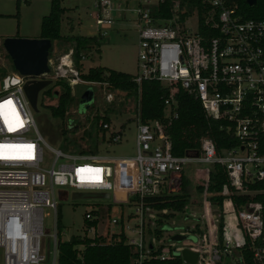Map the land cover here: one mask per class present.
I'll list each match as a JSON object with an SVG mask.
<instances>
[{
	"label": "built area",
	"instance_id": "2783aa9c",
	"mask_svg": "<svg viewBox=\"0 0 264 264\" xmlns=\"http://www.w3.org/2000/svg\"><path fill=\"white\" fill-rule=\"evenodd\" d=\"M206 11L199 15L173 2L169 17L153 14L158 0H137L132 9L115 5L112 0H97L95 23L100 35L113 25L112 12L134 13L137 34V73L133 80L155 79L169 89L165 99V118L143 122L136 114L135 147L132 157L115 159L89 151L67 152L52 149L50 169L40 167L42 137L32 119L30 102L24 90L28 80L45 78L65 80L72 94L83 82L74 66L73 49L48 58L49 71L41 77H28L16 71L6 73L0 80V249L3 264H57V232L53 234V261L41 254L43 235V208L57 212L58 202L54 188L71 187L78 190L112 191L135 206L134 213L138 239L121 227L126 243L135 254L132 264H144L151 259L166 260L181 257L185 248L197 253L194 264H221L232 249L248 248L256 264H264V205L248 200L235 205L233 195L264 193L252 189L264 181V18L247 17L239 0H199ZM248 4V3H247ZM195 22H192L191 19ZM89 82V81H85ZM104 85L106 82H89ZM174 85L195 96L207 117L221 120L232 132L237 143L217 151L215 142L204 137L197 150L182 155L172 153L167 126L177 117ZM108 102L113 93L104 95ZM74 125V124H73ZM71 125L68 128H72ZM109 132L108 140L122 139V126L111 130L110 122H98ZM34 130L36 136L30 137ZM30 146V147H28ZM63 159L64 161L58 162ZM222 168L227 183L219 192L220 206L209 200V175ZM186 171H192L202 187L199 212L195 204H187L164 223H174L177 214L189 215L194 223L179 233H192L197 241L185 239V244L145 234L155 225L156 214L144 205V198L163 190H180ZM137 198L136 202L130 199ZM163 213H167L164 209ZM96 220L91 210L84 221ZM112 218L110 222L118 223ZM222 239L219 240V225ZM149 223V224H148ZM98 224V223H97ZM97 226V225H96ZM86 226L87 230L95 228ZM152 228V229H153ZM134 231V228H131ZM169 235H167L168 237ZM166 241V242H165ZM182 264H190L182 257ZM239 259V257H238Z\"/></svg>",
	"mask_w": 264,
	"mask_h": 264
},
{
	"label": "rangeland",
	"instance_id": "374dc122",
	"mask_svg": "<svg viewBox=\"0 0 264 264\" xmlns=\"http://www.w3.org/2000/svg\"><path fill=\"white\" fill-rule=\"evenodd\" d=\"M97 0H63L61 4L68 8L61 21V34H79V35H97L98 27L95 23V14L99 9L95 6ZM115 5L125 6L126 9H132L137 5V0H112ZM17 2H19V16H15L17 11ZM50 0H0V45L7 36H18L36 38L40 33V21L43 15L48 14ZM113 25L111 29L106 30L105 35H101L100 52L95 46L89 51H83L81 71L86 72L90 67L102 66L116 71H122L131 75L137 73V34L135 31L134 13L131 10L122 13L112 12ZM69 21L74 26L69 27ZM192 22L195 20L191 19ZM72 46L67 42L54 41L50 58L67 52ZM3 47V46H2ZM0 50V71L5 70L10 73L13 70V64L6 52ZM45 79V78H42ZM46 88L39 91L36 101V107L30 105L32 119L35 127L42 137L41 146L43 148L42 161L40 167L50 169L53 162V152L49 149H61L67 152H76L93 150L94 153L105 155L115 159L123 157H132L136 154L135 131L136 114L138 99L135 95H127L124 91L108 88L103 85L92 84L83 81L73 89V100L66 106V112L63 116L53 115L44 104H56V95H43V91L52 87L51 92L58 90V86H53L54 80H50ZM89 89L93 93V100L89 103H83L82 94ZM113 93V100L110 102L104 99L106 92ZM72 93V90H71ZM95 114H107L110 118L111 130H118L121 125L122 139L119 142L108 140L109 132L105 131L101 135L98 125H92L87 119H91ZM86 115H89L86 117ZM82 121L77 131L62 130L73 124ZM99 122V121H98ZM30 137L36 136L32 129ZM82 137V138H81ZM73 140L78 141V147L72 145ZM70 145L71 149H65ZM64 161L63 159L58 162ZM185 177L189 186V202L196 207L200 201V193L197 191L198 179L192 171H186ZM56 200L58 202L57 212L49 207L43 208V235L40 240L41 254L47 261H53V234L57 232L56 239L68 240L72 235L96 237L102 235L109 240L112 235H117L124 226V230L131 237L138 239L136 233L138 228L136 224L139 219L134 213L135 206L123 200L119 195L112 191H89L78 190L71 187L54 188ZM93 210V214L98 222L95 228L89 229L84 221L86 211ZM57 217L60 224L57 228ZM112 218L119 219L118 223L110 222ZM174 223H164L163 230L165 240L176 241L185 244V239L197 241V236L188 233L182 236L179 232L186 229L187 225L194 223V219L189 215L177 214ZM87 228V229H86ZM134 228V231L131 230ZM153 228V226L151 227ZM60 230V231H59ZM152 233H146L148 237ZM167 235H169L167 237ZM182 238L178 240V237ZM165 241V242H166ZM81 248V246L79 247ZM239 252L232 249L228 255L223 257L221 264H240ZM0 264H3V252L0 249Z\"/></svg>",
	"mask_w": 264,
	"mask_h": 264
},
{
	"label": "trees",
	"instance_id": "16d2710c",
	"mask_svg": "<svg viewBox=\"0 0 264 264\" xmlns=\"http://www.w3.org/2000/svg\"><path fill=\"white\" fill-rule=\"evenodd\" d=\"M62 0H50L49 12L41 17L40 33L38 37L49 38L52 46L49 50L50 58L53 42L63 41L71 44L69 49H73L74 66L79 72V76L83 81L89 82H106L110 88L124 91L127 95H135L139 101V114L143 122L153 119H161L168 121L165 118V99L169 96V89L160 81L155 79L142 80L138 85L133 80V75L109 69L107 67L95 66L90 67L86 72L81 71L83 51L91 50L92 46L100 52L101 35H77V34H61L62 16L67 10L61 4ZM157 6L153 10V14L157 17H169L171 15V8L173 2L176 0H158ZM181 7H186L188 11L197 8L199 15L206 11L207 7H203L199 0H178ZM29 2V0H25ZM240 6L244 10L247 17L264 18V0H256L255 4L248 5L246 0H239ZM15 16H19V2H17V11ZM18 36V33L15 35ZM0 50L3 52V47L0 45ZM6 56H8L6 54ZM14 71V68L13 70ZM6 74L5 70L0 71V80ZM53 86H58V90L51 92L52 87L43 91V95H56V104H44L48 107L53 115L63 116L66 112V106L72 102L73 95L71 88L67 81L56 80ZM174 99L176 101L175 110L177 117L172 118L167 126V132L170 135L172 153L174 155H182L187 150H197L200 147L202 138H211L216 145L219 152L222 148H229L235 146L237 141L233 137L232 132L226 127V123L221 120L212 119L206 116L201 102L195 96L188 94L179 86L174 85ZM89 115H86V117ZM110 122L107 114H95L91 119H87L92 125H98L99 120ZM82 124V121L73 125L72 128H64L62 130L65 134L66 130L77 131ZM122 127L124 125H121ZM101 131V135L105 131L97 126ZM82 138V137H81ZM78 141L73 140L72 145L78 147ZM65 149H71L70 145L65 146ZM94 150V149H93ZM93 150H90L93 152ZM96 150V149H95ZM94 150V151H95ZM82 152V149L79 150ZM227 183V177L222 168L211 172L209 175L208 192L209 200L214 206H220L223 201V196L219 194L223 186ZM252 189H264V181L256 182L250 186ZM197 191L201 192L202 187L197 186ZM190 189L188 180L184 176L183 183L180 190L176 193L167 192L166 190L154 196L145 197L144 205L149 206L156 214L155 227L152 229L148 226V233H152L158 238L162 236L164 220L172 218L177 212L185 209L189 203ZM235 205L239 206L248 200H258L264 205V193L250 196L233 195ZM131 202H136L137 198L130 199ZM166 209L167 213H163ZM93 212V210H91ZM264 221V210H263ZM86 225L94 227L97 225L96 220H86ZM149 224V223H148ZM223 223L219 225V240L222 239ZM60 224L57 217V228ZM60 231V230H59ZM81 246V248H79ZM58 255L57 264H132L135 256L131 245L126 243L125 234L120 231L117 235H112L109 240L104 236L97 235L96 237L72 235L68 240H59L57 243ZM239 263L240 264H256L252 259V252L248 248L239 249ZM144 264H182V259L179 255L166 260L151 259Z\"/></svg>",
	"mask_w": 264,
	"mask_h": 264
},
{
	"label": "water",
	"instance_id": "95a60500",
	"mask_svg": "<svg viewBox=\"0 0 264 264\" xmlns=\"http://www.w3.org/2000/svg\"><path fill=\"white\" fill-rule=\"evenodd\" d=\"M248 5L255 4L256 0H246ZM2 46L6 54L10 57L14 71L23 76L41 77L49 71L48 56L52 42L49 38L7 36L3 39ZM49 79L28 80L24 84L26 96L33 108L36 107V101L39 91L50 84ZM83 103H89L93 100V93L89 89L82 94ZM181 236V235H180ZM182 238L178 237L180 240ZM181 257L188 263L194 264L197 260V253L190 249H183Z\"/></svg>",
	"mask_w": 264,
	"mask_h": 264
},
{
	"label": "crops",
	"instance_id": "0c3cea01",
	"mask_svg": "<svg viewBox=\"0 0 264 264\" xmlns=\"http://www.w3.org/2000/svg\"><path fill=\"white\" fill-rule=\"evenodd\" d=\"M63 1V0H62ZM61 1V2H62ZM63 6V5H62ZM63 7H65L67 10H68V8L66 7V6H63ZM67 10L65 11V13L67 12ZM65 13L63 14V16H62V19H63V17L65 16ZM74 26V24H73V22H71V21H69V27L70 28H72ZM19 35V34H18Z\"/></svg>",
	"mask_w": 264,
	"mask_h": 264
},
{
	"label": "snow or ice",
	"instance_id": "6c2138e0",
	"mask_svg": "<svg viewBox=\"0 0 264 264\" xmlns=\"http://www.w3.org/2000/svg\"><path fill=\"white\" fill-rule=\"evenodd\" d=\"M28 147H30V146H28Z\"/></svg>",
	"mask_w": 264,
	"mask_h": 264
}]
</instances>
